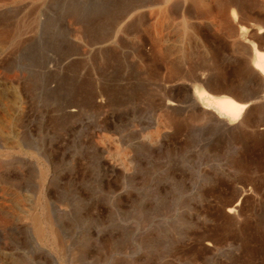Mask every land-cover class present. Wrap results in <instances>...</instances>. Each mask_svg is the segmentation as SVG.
<instances>
[{
  "label": "rangeland",
  "instance_id": "1",
  "mask_svg": "<svg viewBox=\"0 0 264 264\" xmlns=\"http://www.w3.org/2000/svg\"><path fill=\"white\" fill-rule=\"evenodd\" d=\"M231 1L203 0L201 16V0H7L0 202L15 209L18 195L36 197L48 169L51 212L83 257L71 264H264V76L252 62L255 50L264 53V0ZM220 4L228 6L225 26ZM206 92L249 107L226 128L195 100ZM169 100L178 103L168 108ZM3 211L0 264H70L51 243L40 250L28 224L12 226Z\"/></svg>",
  "mask_w": 264,
  "mask_h": 264
},
{
  "label": "bare ground",
  "instance_id": "2",
  "mask_svg": "<svg viewBox=\"0 0 264 264\" xmlns=\"http://www.w3.org/2000/svg\"><path fill=\"white\" fill-rule=\"evenodd\" d=\"M37 2H40V1H42V0H36ZM194 2H195V0H193ZM198 1V0H197ZM231 2H234L233 0L231 1ZM239 2V1H238ZM34 3V2H33ZM221 5V4H220ZM231 5L232 6H238L239 4H237V3H231ZM7 6V0H0V16L2 17V15H4L5 13L3 12V8H5ZM198 6V5H197ZM196 6V7H197ZM224 6H227V5H224ZM224 6H222L221 5V7H220V10H219V12L221 13V15H222V20L220 21L221 22V24H223L224 25V23L223 22H227L228 21V15H226V10H227V8H228V6L227 7H224ZM40 7V6H39ZM169 7V6H168ZM172 7V6H171ZM19 8V7H18ZM27 8V5H23L22 6V10H25ZM36 8V7H35ZM173 8V7H172ZM181 7H178V9H180ZM198 8V7H197ZM20 9V8H19ZM32 10H34V9H32ZM174 10H176L175 8H174ZM235 10H236V8H235ZM184 11V10H183ZM190 11V10H189ZM11 13H15V12H13V11H10ZM10 12H8V13H10ZM40 12H41V10H40V8H37L36 9V11H34V15H35V18H36V20H38L39 18H40ZM164 12V11H163ZM169 12V17H170V13H171V10H166L165 11V14L166 13H168ZM177 12V11H176ZM6 13H7V11H6ZM10 13V15H13V14H11ZM30 14H32V12H29ZM175 13V12H174ZM189 13V12H188ZM198 13L201 15V16H203V0H201V3H200V5H199V9H198ZM42 14V13H41ZM172 14H173V12H172ZM228 14V13H227ZM33 15V14H32ZM176 15H177V13H176ZM5 16H8L7 14H5ZM31 16V15H30ZM220 16V15H219ZM4 17V16H3ZM2 17V18H3ZM12 17V16H11ZM193 17V16H192ZM213 17V16H212ZM217 17V16H216ZM7 18H9V17H7ZM27 18H28V16H27ZM30 18V17H29ZM214 19H215V17H213ZM212 18V19H213ZM4 19H6V18H4ZM199 19H200V16H199ZM239 14H237L236 13V11L234 12V10H233V13H232V20H233V22H239ZM1 20V19H0ZM16 20V19H15ZM28 20V19H27ZM40 20V19H39ZM216 20H218L217 18L213 21V23L214 22H216ZM231 20V19H230ZM17 21V20H16ZM212 21V20H211ZM1 22H3V21H1ZM0 22V23H1ZM40 22V21H39ZM218 23H219V20L217 21ZM216 22V23H217ZM244 22V21H243ZM228 23V22H227ZM27 24V23H26ZM238 24V23H237ZM215 25H217V24H215ZM240 25V24H239ZM22 26V25H21ZM209 26V25H208ZM225 26V25H224ZM10 28H12V27H10ZM240 28V27H239ZM218 29H220V27H218ZM241 29H244V27H242L241 26ZM2 30V29H1ZM8 31H9V29H8ZM10 32H11V30H10ZM24 32H25V30L24 29H22L21 27H16L15 28V26H14V29H13V33H14V35H16V36H22L23 34H24ZM262 32H264V29L262 28L261 29V32L260 33H262ZM9 33V32H8ZM11 36V35H10ZM181 53V52H180ZM253 60H252V62H253V72L254 73H261L263 76H264V53H261V52H258L257 50H255V52H254V57L252 58ZM206 79V78H205ZM204 91L202 88L200 89V92H202V91ZM198 91V90H197ZM207 94L205 95L204 93L203 94H200V95H197V94H195V100L198 102V105H199V107L204 111V112H206V114H208V115H204L205 117H207V116H209V114H211L212 116H216L215 117V119L216 118H218L219 120H220V122L222 123V124H226L227 125V127H226V125H224L226 128H228V125H233L236 121H240V118H241V116H242V114L245 112V110H247V108L249 107V104H241V103H238L237 101H235L234 99H231V98H224V99H221V98H218L217 96H215L214 94H212L211 92H206ZM168 97V96H167ZM15 100V99H14ZM245 101V100H244ZM2 102V101H1ZM164 102H165V99H164ZM3 103V102H2ZM178 102L177 101H175V100H169V101H167L166 102V105L165 106H167L168 108L169 107H174V106H176V104H177ZM4 104H6L5 102H4ZM8 104V103H7ZM12 104V103H11ZM101 104V103H100ZM16 105V104H15ZM18 105V104H17ZM16 105V106H17ZM22 105V104H21ZM196 105V104H195ZM5 106V105H4ZM3 106V107H4ZM14 106V105H13ZM19 106V105H18ZM2 107V106H1ZM0 107V108H1ZM6 107V106H5ZM8 107V106H7ZM6 107V108H7ZM196 107V106H195ZM198 107V108H199ZM5 109V108H4ZM8 109V108H7ZM20 109H21V107H20ZM12 110V109H11ZM1 111H3V109H1ZM13 111H14V109H13ZM11 112V111H10ZM13 113V112H12ZM197 113V112H196ZM9 114V113H8ZM14 114V113H13ZM12 114V115H13ZM17 114V113H16ZM199 115H201L200 113H199ZM198 115V116H199ZM203 115V114H202ZM10 116V115H9ZM9 116H3V118H5V117H9ZM16 116H19V115H16ZM74 116L75 115H73L72 117L74 118ZM203 116V117H204ZM12 117V116H11ZM210 117V116H209ZM245 117V116H244ZM20 118V117H19ZM61 118V117H60ZM208 118V117H207ZM12 119V118H11ZM52 119V118H51ZM56 119V118H55ZM7 120V119H6ZM10 120V119H9ZM8 121V120H7ZM61 121V120H60ZM60 121H58L57 123L58 124H60ZM63 121V120H62ZM62 121H61V124H63L62 123ZM65 121V120H64ZM67 121V120H66ZM2 122V121H1ZM50 122V121H49ZM3 123V122H2ZM21 123V122H20ZM19 123V124H20ZM56 123V124H57ZM65 123H68V121L67 122H65ZM64 123V124H65ZM2 125H4V124H2ZM5 125H6V123H5ZM223 126V125H222ZM16 128V127H15ZM18 128V127H17ZM21 128V127H20ZM23 128V127H22ZM42 128V127H41ZM19 129V128H18ZM55 129V128H54ZM5 130V129H4ZM9 130V129H8ZM27 130H28V128H27ZM57 130V129H56ZM55 130V131H56ZM16 131V130H15ZM20 131H21V129H20ZM43 131V130H42ZM53 131V130H52ZM58 131V130H57ZM160 131V130H159ZM18 132V131H17ZM20 133V132H19ZM58 133V132H57ZM61 133V132H60ZM13 135V134H12ZM16 135H17V133H16ZM27 135V134H26ZM41 135V134H40ZM56 135H59V133L58 134H56ZM76 135V134H75ZM41 136H43V135H41ZM159 136V135H158ZM158 136H157V138H158ZM15 137V136H14ZM30 137H31V135H30ZM44 137V136H43ZM63 137V136H62ZM89 137V136H88ZM99 137V136H98ZM103 137V136H102ZM160 137V136H159ZM44 138H46V137H44ZM68 138V137H67ZM92 138V137H91ZM101 138V137H100ZM17 139H18V137H17ZM47 139V138H46ZM63 139H64V137H63ZM62 139V140H63ZM76 139V138H75ZM66 140V139H65ZM10 141V140H9ZM21 141V140H20ZM28 141V140H27ZM77 141V140H76ZM85 141V140H84ZM157 141H158V139H157ZM14 142V141H13ZM34 142V141H33ZM43 142V141H42ZM41 142V143H42ZM47 142V141H46ZM64 142V141H63ZM66 142V141H65ZM64 142V143H65ZM86 142V141H85ZM5 143V142H4ZM8 143V142H7ZM6 143V144H7ZM11 143V142H10ZM40 143V142H39ZM40 143V144H41ZM68 143V142H67ZM21 144H23L22 142H21ZM34 144V143H33ZM87 144V143H86ZM107 144V143H106ZM35 145V144H34ZM55 145V144H54ZM65 145V144H64ZM63 145V146H64ZM67 145V144H66ZM15 146V145H14ZM26 146V145H25ZM33 146V145H32ZM36 146V145H35ZM37 146H39V145H37ZM53 146V145H52ZM89 146V145H88ZM20 147V146H19ZM65 147V146H64ZM63 147V148H64ZM105 146L103 145V148H104ZM15 148V147H14ZM14 148H13V150H14ZM39 148H40V146H39ZM62 148V149H63ZM25 149V148H24ZM41 149H43V148H41ZM47 148H45V150H46ZM49 149V148H48ZM61 149V150H62ZM10 150V149H9ZM21 150V149H20ZM28 150H30V149H28ZM44 150V151H45ZM54 150V149H53ZM81 150H83V149H81ZM34 152V151H33ZM52 152V151H51ZM91 152V154H92V151H90ZM106 152H107V150H106ZM76 153V152H75ZM43 154V153H42ZM71 154H72V152H71ZM91 154H89V157L91 156ZM108 154V153H107ZM56 155V154H55ZM55 155H53V156H55ZM59 155V154H58ZM62 155V154H61ZM67 155V154H66ZM77 155V154H76ZM87 155V154H86ZM94 155V154H93ZM38 156V155H37ZM67 156H70V155H67ZM66 156V157H67ZM88 156V155H87ZM98 156V155H97ZM112 156V155H111ZM9 157V156H8ZM48 158H49V156H47ZM92 157V156H91ZM42 158V157H41ZM75 158V157H74ZM113 158V157H112ZM33 159V158H32ZM57 159H59L58 158V156H57ZM88 159H90V158H88ZM36 160H38V159H36ZM54 160V159H53ZM68 160V159H67ZM66 160V161H67ZM48 161V160H47ZM69 161V160H68ZM86 161H88V160H86ZM118 161V160H117ZM122 161V160H121ZM57 162V161H56ZM63 162V164H64V160L62 161ZM72 162V161H71ZM74 162V161H73ZM20 163V162H19ZM22 163H24V162H22ZM31 163V162H30ZM36 163H38L37 161H36ZM87 163V162H86ZM9 164V163H8ZM8 164H6V165H8ZM11 164V163H10ZM27 164H28V162H27ZM34 164V163H33ZM52 164V163H51ZM58 164V163H57ZM61 164V163H60ZM83 164V163H82ZM99 165H100V163H98ZM105 164V163H104ZM23 165V164H22ZM35 165V164H34ZM81 165V164H80ZM86 165V164H85ZM84 165V166H85ZM90 165V164H89ZM96 165H97V163H96ZM106 165V164H105ZM109 165V164H108ZM113 165V164H112ZM122 165V164H121ZM12 166V165H11ZM72 166V165H71ZM78 166V165H77ZM82 166V165H81ZM21 167V166H20ZM36 167V166H35ZM52 167H54L53 165H52ZM64 167V166H63ZM80 167V166H79ZM78 167V168H79ZM83 167V166H82ZM86 167V166H85ZM85 167H84V169H85ZM94 167V166H93ZM97 167V166H96ZM102 167H103V165H102ZM105 167V166H104ZM3 167H1V169H2ZM37 168V167H36ZM50 168V167H49ZM54 168H56V166L54 167ZM68 168V167H67ZM107 168H108V166H107ZM106 168V169H107ZM63 169H65V168H63ZM69 169V168H68ZM82 169V168H81ZM125 169V168H124ZM11 170V169H10ZM80 170V169H79ZM86 170V169H85ZM116 170V169H115ZM18 171H20V170H18ZM17 171V172H18ZM23 171V170H22ZM38 171V170H37ZM109 171V173H110V170H108ZM108 171H106V172H108ZM1 172V171H0ZM15 172V171H14ZM21 172V171H20ZM24 172V171H23ZM49 172V170L48 169H46V170H44V171H42L41 172V174H40V178H39V191H38V193H37V195H36V197H23V196H19L18 195V193H17V195H18V197H17V199L18 200H20V201H18V205H16V203H15V209H14V205L12 206V207H6V205H5V203L4 202H0V210L2 209V210H4L3 212H4V216H9V217H11V224H12V226H17V224H19V223H21V222H26L27 224H28V228H27V230H29V232L31 233V235L33 236V238L37 241V244H39L40 246L39 247H41L40 248V250H42V251H44L42 248L43 247H45V246H48L50 243H51V246H53V248L55 249V250H57L58 252H60V253H62L63 255H67L68 256V260H70V264L72 263V262H82L81 261V259L83 258L82 257V253H79V252H76L75 250H73V249H71V244L73 243V241H71V244H70V242H69V235L67 234V232H69V231H65V228H63V226H62V224L60 223V219L58 220L57 219V217H55V215H53V213L51 212V209H50V203L53 201H49V199L47 198V193H45L44 191L47 189V187H46V183H47V176H49L47 173ZM84 172V171H83ZM88 172V171H87ZM124 172V171H123ZM5 173V172H4ZM22 173V172H21ZM79 173V172H78ZM91 173V172H90ZM89 173V174H90ZM102 173V172H101ZM112 173H113V171H112ZM0 174H2V172L0 173ZM7 174V172L5 173V175ZM11 174V173H10ZM54 174V173H53ZM52 174V175H53ZM82 174H85V173H81L80 175H82ZM108 174V173H107ZM123 174V173H122ZM56 176L55 177H57L58 175L57 174H55ZM96 175H98V174H96ZM10 176V175H9ZM18 176V175H17ZM76 176V175H75ZM108 176H110V174L108 175ZM117 176V175H116ZM126 176V175H125ZM2 177V176H1ZM5 177V176H4ZM8 177V176H7ZM69 177V176H68ZM86 177V176H85ZM103 177V176H102ZM118 177V176H117ZM20 178V177H19ZM74 178V177H73ZM78 178V177H77ZM90 178V177H89ZM101 178V177H100ZM104 178H105V175H104ZM111 178V177H110ZM116 178V177H115ZM112 179L110 182H112V181H114V183H115V180L116 179ZM123 178V177H122ZM62 179V178H61ZM60 179V180H61ZM86 179V178H85ZM107 179H109V178H107ZM124 179V178H123ZM3 180V179H2ZM30 180V179H29ZM38 180V179H37ZM36 180V181H37ZM53 180V179H52ZM66 180V179H65ZM69 180V179H68ZM74 180V179H73ZM78 180H81V179H78ZM78 180H76V181H78ZM84 180V179H83ZM105 180V179H104ZM119 180V179H118ZM4 181V180H3ZM2 181V182H3ZM5 181H7L6 179H5ZM15 181H17V183H18V181H20V179H18V180H15ZM15 181H14V184H16L15 183ZM64 181V180H63ZM75 181V182H76ZM86 181V180H85ZM20 182H22V181H20ZM49 182H50V180H49ZM53 182V181H52ZM61 182V181H60ZM72 182V181H71ZM117 182V181H116ZM121 182V181H120ZM125 182H126V180H125ZM37 183V182H36ZM102 183H104V182H102ZM107 183H109V182H107ZM113 183V182H112ZM9 184V183H8ZM62 184V183H61ZM64 184H65V182H64ZM68 184V183H67ZM97 184V183H96ZM99 184V183H98ZM106 184V183H105ZM116 184V183H115ZM3 186H4V184H2ZM19 185H22V184H19ZM33 185V184H32ZM57 185V184H56ZM77 185V184H76ZM79 185V184H78ZM107 185V184H106ZM110 185V184H109ZM9 186V185H8ZM13 186V185H12ZM69 186V185H68ZM111 186V185H110ZM113 186V185H112ZM111 186V187H112ZM119 186V185H118ZM2 187V186H1ZM15 187H17V186H15ZM55 187V186H54ZM102 189H104L105 190V188H106V186L104 185V184H102ZM121 187V186H120ZM6 188H8L7 186H6ZM21 188H22V186H21ZM34 188H36V187H34ZM51 188V187H50ZM60 188V187H59ZM70 188V187H69ZM68 188V189H69ZM114 188V187H113ZM117 188V187H116ZM115 188V189H116ZM13 189V188H12ZM17 189H19V187L17 188ZM16 188H15V190H17ZM53 189V188H52ZM62 189V188H61ZM97 189V188H96ZM107 190V189H106ZM117 190V189H116ZM19 191H21V190H19ZM25 191V190H24ZM52 191V190H51ZM68 191V190H67ZM70 191V190H69ZM81 191H83L82 193L84 194H82L84 197H85V195H86V198L88 197V196H90L91 197V195H92V193H91V191L87 188V189H85L84 187H83V189L81 190ZM98 191V190H97ZM23 192V191H22ZM58 192V191H57ZM123 192V191H122ZM21 193V192H20ZM46 195H45V194ZM66 193H68V192H66ZM70 193H71V191H70ZM16 194V193H15ZM22 194V193H21ZM59 194V193H58ZM24 195V194H23ZM16 196V195H15ZM26 196V195H25ZM57 196V195H56ZM119 196V195H118ZM51 197V196H50ZM55 197V196H54ZM67 197V196H66ZM65 197V198H66ZM23 198H25L24 200L26 201L27 200V202H29L30 204L28 205V206H25V205H23V204H25V203H23L24 202V200H23ZM56 198H58V197H56ZM62 198V197H61ZM64 198V197H63ZM109 198V197H108ZM55 199V198H54ZM85 199V198H84ZM117 199V198H116ZM112 200V199H111ZM23 201V202H22ZM57 201H59V200H57ZM66 201V200H65ZM88 201V200H87ZM113 201V200H112ZM114 201H115V198H114ZM119 201H120V199H119ZM21 202V203H20ZM64 202V201H63ZM66 203H68V202H66ZM74 203V202H73ZM72 203V204H73ZM125 203H126V201H125ZM8 204V203H7ZM65 204V203H64ZM102 204V203H101ZM80 205V204H79ZM11 206V205H10ZM75 206H78V205H75ZM116 206V205H115ZM121 207V206H120ZM89 208H92V207H89ZM112 208V207H111ZM115 208V207H114ZM124 208V207H123ZM7 209H9V211L7 210ZM94 209V208H93ZM101 209V208H100ZM113 209V208H112ZM117 209V208H116ZM119 209H122V208H119ZM69 210V209H68ZM99 210V209H98ZM108 210V209H107ZM76 211V210H75ZM74 211V212H75ZM92 210H90V212H91ZM105 212H107L106 211V209L104 210ZM120 211V210H119ZM126 211V210H125ZM89 212V213H90ZM98 212V211H97ZM104 212V213H105ZM116 212V211H115ZM63 213V212H62ZM71 213V212H70ZM78 213V212H77ZM88 213V212H87ZM89 213L88 214H86L87 215V217H88V220L86 221V224L89 226H95L96 224H95V222L91 219V218H89ZM95 213V212H94ZM99 213V212H98ZM72 214V213H71ZM76 214V213H75ZM83 214V213H82ZM63 216V215H62ZM67 216V215H66ZM83 216H84V214H83ZM98 217L99 218H97V219H99L98 221L100 222V226H104V223H105V215L104 216H102L101 214H99L98 215ZM136 217V216H135ZM1 218V217H0ZM58 218H60V217H58ZM94 218H96V217H94ZM74 219H76V218H74ZM120 219V218H119ZM122 219V218H121ZM62 220V219H61ZM69 220V219H68ZM123 220V219H122ZM3 222V220L2 219H0V223H2ZM6 223H7V221H5ZM121 222V221H120ZM72 223V222H71ZM8 224H10V223H8ZM1 225V224H0ZM2 225H4L3 223H2ZM7 225V224H6ZM4 227V226H3ZM8 227V226H7ZM6 227V228H7ZM97 227V226H96ZM95 227V228H96ZM1 228V227H0ZM9 228V227H8ZM11 228V227H10ZM13 228V227H12ZM94 228V227H93ZM98 228H99V226H98ZM18 229H19V227H18ZM18 229H16V230H18ZM104 229H105V226L103 227V230H101V229H98V232H99V234L101 233V239H99V240H101V245H100V249H101V254H105V251H106V239H105V236H104ZM2 230H3V228H2ZM91 230V229H90ZM6 231H8V229L6 230ZM15 231V230H14ZM25 231H26V228H25ZM9 232H11V231H9ZM17 233H18V231H17ZM13 234V233H12ZM20 234H22V233H20ZM2 235H4V234H2ZM14 235V234H13ZM115 235V234H114ZM19 236V235H18ZM85 236V235H84ZM83 236V234H82V237H84ZM112 236V235H111ZM117 236V235H116ZM116 236H114L115 238H116ZM7 237H8V234H7ZM23 237V236H22ZM27 237V236H26ZM74 237V236H73ZM72 237V238H73ZM106 237H109V235L108 236H106ZM2 238V237H1ZM0 238V239H1ZM4 238V237H3ZM10 237H8V239H9ZM77 238H78V235H77ZM17 239V238H16ZM14 240V242H16V243H18L17 242V240ZM21 238H19V240H20ZM31 239V238H30ZM18 240V241H19ZM28 240V239H27ZM4 241V240H3ZM13 241V240H12ZM78 241H79V239H78ZM7 242V241H6ZM22 242V241H21ZM20 242V243H21ZM32 242V241H31ZM80 242V241H79ZM84 242V241H83ZM5 244H7V243H5ZM77 244H80V243H77ZM87 244V243H86ZM23 245V244H22ZM75 245V244H74ZM94 245V244H93ZM96 245H97V243H96ZM81 246V245H80ZM79 246V247H80ZM6 247V246H5ZM99 247V246H98ZM14 248H16V247H14ZM94 248V247H93ZM90 249L89 251V254L90 255H92L93 256V253H94V249ZM135 248V247H134ZM11 249V248H10ZM17 249V248H16ZM29 249V248H28ZM85 249H86V247H85ZM96 249V248H95ZM115 249V248H114ZM113 249V251H115ZM20 250V249H19ZM24 250V248L22 249V251ZM27 250V249H26ZM139 250V249H138ZM4 251H5V248H4ZM17 251V250H16ZM25 251V250H24ZM33 252V251H32ZM38 252V251H37ZM36 252V253H37ZM96 252V251H95ZM134 252V251H133ZM138 252V251H137ZM12 253V252H11ZM27 253V252H26ZM46 253V252H45ZM47 253L50 255V256H52V253L49 251H47ZM136 253V252H135ZM134 253V254H135ZM7 254V253H6ZM18 254V253H17ZM23 254V253H22ZM38 254H39V252H38ZM131 254V253H130ZM9 255H11V254H9ZM95 255V254H94ZM1 256V255H0ZM105 256V255H104ZM113 256V255H112ZM131 256V255H130ZM135 256H137V255H135ZM45 257V256H44ZM66 257V256H65ZM91 257V256H90ZM14 258V257H13ZM40 258V257H39ZM56 258V257H55ZM86 258V257H85ZM124 258V257H123ZM134 258V257H133ZM2 259V258H1ZM10 259V258H9ZM40 259H42V258H40ZM45 259H47L46 257H45ZM57 259H59V258H57ZM63 259V258H62ZM66 259V258H65ZM6 260V259H5ZM12 260V259H11ZM33 261V260H32ZM58 261V260H57ZM94 261V260H93ZM26 262H27V260H26ZM26 262H24V263H26ZM35 262V261H34ZM41 262V261H40ZM43 262V261H42ZM51 262V261H50ZM61 262V261H60ZM86 262V261H85ZM90 262V261H89ZM133 262V261H132ZM136 262V261H135ZM7 263V262H6ZM28 263V262H27ZM52 263V262H51ZM68 263V262H67ZM137 263V262H136ZM2 264V263H1ZM43 264V263H42ZM58 264V263H57ZM64 264V263H63ZM107 264H108V262H107ZM110 264V263H109Z\"/></svg>",
  "mask_w": 264,
  "mask_h": 264
}]
</instances>
